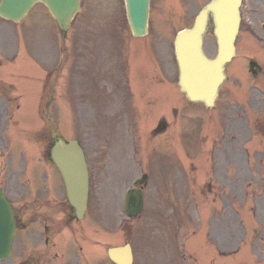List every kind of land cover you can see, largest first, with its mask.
I'll use <instances>...</instances> for the list:
<instances>
[{
	"label": "rangeland",
	"instance_id": "1",
	"mask_svg": "<svg viewBox=\"0 0 264 264\" xmlns=\"http://www.w3.org/2000/svg\"><path fill=\"white\" fill-rule=\"evenodd\" d=\"M185 1L187 0H151L149 33L143 39L133 38L124 0H82V10L66 32L60 29L57 21L42 3L36 4L21 23L14 24L0 18V165L3 163V184L5 185L6 176L16 170L17 179L13 181L14 189L11 194L15 203L22 205L28 198L23 189L24 183L27 184L26 171L31 164L35 168L41 166L38 159L42 162L44 153L42 148L26 156L28 153L25 150L29 151L30 146L22 140L33 137L35 143L32 142V145L35 150L36 141L40 137L45 138L54 130L68 139L79 133L89 150V161L95 176L89 211L85 220L79 224L82 230H85L87 224L93 225L98 238L96 241L99 251L96 250V254L89 257L91 264H113L105 255L107 247L123 244L125 241L132 242L136 249L135 264H153L152 261L156 264H169L170 262L162 261L160 254L153 248L160 247L169 259V254L173 251L170 235L174 231V223L177 225V242H173L175 245L172 257L175 255V258H179L177 264H201L188 251L192 235H198L200 229L199 225L194 227L192 215L195 211L192 210V205L189 208L190 216H179L178 222L169 219L157 220L155 214L152 219L143 215L127 221V225L120 228L121 222L126 221L123 220L125 192L133 179L141 176L142 172L132 152L119 148L124 142L126 147L128 143L133 150L131 141L136 137L143 153L148 157L156 145L158 149H165L160 139L169 137V132L154 139L146 136L149 140L145 146V137L141 135L139 125H133V122L130 128L132 139L127 131V134L125 133L126 124L121 118L122 108H128L125 94L129 90V76L126 74L128 56L131 72L136 76L135 103L140 110L145 108L152 112L144 120L145 129L155 124L154 115L165 113L171 117L172 106L179 102L178 118L184 121L181 125L177 121L180 125L179 131L182 133L184 130H191L194 136L189 142L193 145L195 154L199 151L196 155L198 163L189 161L180 150V138L176 140L177 155L181 157H178L177 166L181 164L179 168L185 172L181 173L177 169V179L180 181L179 208L185 210L187 203L192 202L187 191L181 188L187 180L188 186L195 188V200L202 202L197 192L199 183L195 182V167L201 171L206 169V182L211 181L218 185V188L206 192V245L197 250L202 261L206 255V264H255L253 250L260 255L259 258L257 256L259 264H264V244L256 238L257 235H264V41L256 40L249 33L246 28L249 23L243 24L237 53L226 66L227 79L221 87L214 108H207L203 104L182 98L170 81H176L179 75L174 39L180 30L192 24L198 10L209 0H194L192 7ZM260 17L264 18V11ZM250 20L253 19L250 17ZM204 47L210 57L215 56L217 44L212 25L208 36L205 37ZM152 57L155 60L153 63ZM104 58L106 62L100 63ZM251 58L256 59L263 68L258 76H253L249 71ZM98 69V74L92 76ZM160 76L167 81H161ZM100 88L115 92L114 98L112 99L111 95H108L109 99L106 98L107 90L103 89L102 92L100 90L93 93L94 99L91 94L92 101L96 103H86L90 93L84 94L83 91ZM49 97L51 101L48 106ZM96 104L98 108L93 111L97 114H101L100 104L115 108L112 111L107 110L111 121L108 118L104 120L105 118L99 115L94 117L93 124L86 121L90 116V112L86 110ZM68 107L73 113L75 111V115L81 114L82 121L86 122L78 125L77 116L72 123L66 122L64 112L66 113ZM47 111L49 118H46ZM24 116L30 118L23 121ZM7 119L16 120L17 126L20 123V129L27 128L29 131L19 135V128H7ZM205 119L206 138L203 131ZM172 124L174 126L175 122L172 121ZM122 130L125 139L119 138L115 141L116 137L112 133L117 131L118 135ZM203 150H206V155ZM16 159L23 166L19 165L17 169L9 168ZM202 162H206V165L201 166ZM161 167L159 163L152 162L146 170H151L157 181L172 180L168 172L159 171ZM173 168L170 167L171 170ZM46 175L48 173L44 172L38 176L40 184ZM159 181L158 184L154 182V185L160 186ZM253 187L256 188L253 194L262 197V200L261 204H254L252 207L254 201L245 196V193L253 192ZM232 188L236 189L234 192L238 191L237 193L245 196L242 200L244 205L237 204L232 198ZM149 190L152 196L157 188L151 187ZM38 192H34L35 197ZM225 193L227 197H224ZM247 205L252 207V212L246 210ZM195 210L197 212L200 208ZM234 210L238 211L234 214ZM215 211L216 214H213ZM148 212L149 210L146 213ZM254 213L259 214L258 227L255 221L253 222ZM41 225L40 219L36 218L33 224L34 232L30 228L22 232L14 257L7 260V264H15L24 259L34 238L36 250L46 251L43 239L45 233ZM70 233V239L66 237L65 245L57 241L56 238L59 237L55 238V244L59 247L57 250L65 256L67 246L79 250V245L84 243L86 248L85 238H76V243H72L75 238L74 226L71 227ZM194 240L203 241V233ZM256 241L260 250H257ZM177 245L181 247L177 248ZM239 247L240 250H237ZM182 248L188 252L184 258L176 252L178 250L181 254ZM82 256H85L83 252ZM58 261H62V257Z\"/></svg>",
	"mask_w": 264,
	"mask_h": 264
},
{
	"label": "water",
	"instance_id": "2",
	"mask_svg": "<svg viewBox=\"0 0 264 264\" xmlns=\"http://www.w3.org/2000/svg\"><path fill=\"white\" fill-rule=\"evenodd\" d=\"M39 0H2L0 15L20 20ZM50 8L62 29L66 30L79 10V0H41ZM242 0H212L196 19L193 29L179 33L176 54L180 68V85L192 100H202L214 105L219 85L224 79V64L234 54V40L239 29ZM127 10L132 32L136 36L147 32L149 0H127ZM212 13L218 41V55L209 59L202 49V37L206 30L208 14ZM255 65L252 62V66ZM52 156L64 176L72 205L79 215L86 208L88 177L84 153L76 141L65 144L62 140L52 149ZM130 197V200H129ZM128 197L127 209L135 213L140 209L139 195ZM15 222L9 202L0 194V264L11 253ZM110 254L120 264L131 262L130 247L116 248ZM116 254H124L118 258ZM120 256V255H119ZM127 262V263H126Z\"/></svg>",
	"mask_w": 264,
	"mask_h": 264
},
{
	"label": "flooded vegetation",
	"instance_id": "3",
	"mask_svg": "<svg viewBox=\"0 0 264 264\" xmlns=\"http://www.w3.org/2000/svg\"><path fill=\"white\" fill-rule=\"evenodd\" d=\"M264 5L263 0H248V4L246 5V9L244 10V16L248 18V16H251V19L249 20L250 28L254 30L256 27L260 26L258 23V20H256L255 15L258 14L260 11H264V8L262 6ZM254 23V24H252ZM253 25H256L255 27ZM254 34V33H253ZM174 111V110H173ZM164 119V118H162ZM162 120L160 119L159 122ZM168 128V126L166 127ZM154 135L158 134L159 131H153ZM134 156H137L139 154V148H137L136 144L134 145ZM141 166L144 168V163L141 161ZM96 170V169H95ZM95 176L93 172V168L91 169V180L92 185L94 182ZM51 184H53V181H49ZM55 183V180H54ZM147 187L146 185L144 187V199H146V193H147ZM10 191H12V188L8 191H6L8 197L10 198L13 207H14V215L16 219V223L18 225V228L26 227L30 228L32 232H34V222L37 219L41 220V223L43 224L44 230H45V236L44 241L45 245L55 247V234L61 232V228L64 225L63 221H65L67 218L65 216L69 214V212H72L70 210V205L66 199V196H62L61 198H54V200H51L50 198H46L44 196H33V190H28V194L31 195L28 197L22 205H16L10 196ZM170 203L172 205V208L175 210V216L178 215V197L176 191H174V194L171 195L169 198ZM58 211V214L61 213L60 216H56V213H52L50 211ZM71 214V213H70ZM69 214V215H70ZM70 217V216H69ZM69 220V219H68ZM67 220V221H68ZM35 243V238L31 240V249L27 257V263L26 264H35L36 258H35V251L33 244ZM57 254V253H56ZM58 255V254H57Z\"/></svg>",
	"mask_w": 264,
	"mask_h": 264
}]
</instances>
